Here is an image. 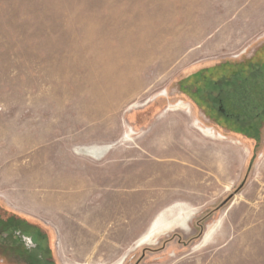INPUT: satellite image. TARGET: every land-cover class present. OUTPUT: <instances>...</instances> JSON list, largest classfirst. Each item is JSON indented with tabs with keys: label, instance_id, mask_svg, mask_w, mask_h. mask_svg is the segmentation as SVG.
Segmentation results:
<instances>
[{
	"label": "rangeland",
	"instance_id": "rangeland-1",
	"mask_svg": "<svg viewBox=\"0 0 264 264\" xmlns=\"http://www.w3.org/2000/svg\"><path fill=\"white\" fill-rule=\"evenodd\" d=\"M262 22L264 0H0V215L45 233L28 264H264ZM120 176L127 201L97 208ZM163 209L169 232L125 261L80 229Z\"/></svg>",
	"mask_w": 264,
	"mask_h": 264
},
{
	"label": "crops",
	"instance_id": "crops-1",
	"mask_svg": "<svg viewBox=\"0 0 264 264\" xmlns=\"http://www.w3.org/2000/svg\"><path fill=\"white\" fill-rule=\"evenodd\" d=\"M259 26L264 28V22L260 23ZM263 33H264V30H263ZM263 33H261V35ZM219 137L223 138L221 135ZM113 146L114 144L105 145L102 148L98 149L96 153L94 154L100 158L105 153H108ZM178 164L180 163L178 162ZM123 165H125V163H123ZM183 170L184 168L178 169L177 176L176 177L174 176L177 180L180 179L179 172L180 171L183 172ZM118 180H119L118 183L113 184L114 182H112L109 184H104L103 186H100L97 189L98 190L97 196L100 198V200L95 202L97 208H101L104 205L109 204L108 201H106L108 198L112 199L113 205H118V206L122 204V202L127 201L126 195L123 197L120 196V194H124L125 191L127 192V189L125 187L126 185L121 183L122 181L121 176ZM141 180L142 179H140V181ZM124 181L126 182V176L123 175V183ZM80 185L82 184L77 185L80 187V189L77 190L76 194L75 193L73 194V192H71L72 196L77 195V194H79L78 196H83L85 192L89 193L91 191L90 188H83ZM177 213L180 214L181 217L188 218V215H186L187 213L184 211V208H181V207L177 208ZM162 215H165V209L158 212L146 226L142 225V223L140 222L137 225V224L132 223L131 220L116 219L111 222L98 223V224L95 223V224L84 225L86 223H83V225L80 226V229H83V228L86 229L90 233V235H92L95 238V240L92 242L93 245L119 246L121 250H123V253H122L123 255L118 257V260L125 261V259H127L129 254H131L130 258H134L136 254L139 251H141L143 248H147L148 246H151V245H156L157 241L162 237V235L165 234L166 232H169L168 230H164V229L169 227V225L171 224V221L166 219L167 218L166 216H162ZM159 216L160 218H158ZM11 217H15V216H13L12 214H9L8 212H5V216L0 215V221L3 223V225H7L8 220ZM17 218L31 223L28 218H25V217H17ZM0 225L2 226V224ZM176 228L182 231L186 230L181 226H175V228L173 229H176ZM150 229H152L153 231L151 235L149 234ZM43 235H45V233H43ZM12 259L17 261L18 258H15L13 256Z\"/></svg>",
	"mask_w": 264,
	"mask_h": 264
},
{
	"label": "flooded vegetation",
	"instance_id": "flooded-vegetation-1",
	"mask_svg": "<svg viewBox=\"0 0 264 264\" xmlns=\"http://www.w3.org/2000/svg\"><path fill=\"white\" fill-rule=\"evenodd\" d=\"M261 37H264V34H262ZM246 51H247V48H245L243 51H241V53H239L235 57H237L241 54H244ZM257 60L258 61H264V53L261 54V52H260L258 57H257ZM257 73L258 72H253V71L248 72L247 78L251 79L252 84L254 83L253 82L254 77H258V76H256ZM255 88H256V86L253 85L251 89H252L253 93L257 95L258 90H256ZM182 89H183V86H182ZM166 96H167V93L165 94L164 97H166ZM259 100L261 101L260 97H259ZM218 103L220 104V102H218ZM169 104L170 105H174V104H181V105L187 104L188 105V103L186 101H184L183 99H177L175 102L169 103ZM262 107H263L262 111L260 113L258 112L257 116L251 117V119H249V122L251 121L252 130H257L259 132L262 130V128L264 126V106H262ZM219 109H220V112L223 115H225L227 118L232 116L231 118H234L236 123H238L239 125H242L246 122L248 123V121H245L246 115H244L245 112H244V108H242V107H239V106L235 107L233 113H228L223 106H220ZM196 120L201 124V122L198 119H196ZM254 122H257V124L254 125ZM202 126L205 127L207 130L215 132L216 134H218V136L221 135L223 138H225V136L222 133L217 132L213 127L207 126V125H202ZM236 142L240 143L239 140H236ZM16 222L18 224V227L15 230H11L14 227V222L8 223L7 225H5L3 227V228H6L7 233H6V235H4L5 233H3V231L0 232V241H1L0 246H2L4 249H8L11 252H13L14 248L17 247L16 251L22 252L18 255L17 260L22 264H28L27 260H29L30 257L32 258V256L33 257L35 256L36 261L48 259L46 257V255H47L46 251L48 249V246L46 243L47 241L45 240V235H43V232L40 229V227H38L37 225H33V223H29V222H26V221L20 220V219ZM6 231H4V232H6ZM9 231H11L12 239L10 241H7L6 238L9 236L8 235ZM13 256H11L10 258L12 259ZM2 261H4V260H2Z\"/></svg>",
	"mask_w": 264,
	"mask_h": 264
},
{
	"label": "trees",
	"instance_id": "trees-1",
	"mask_svg": "<svg viewBox=\"0 0 264 264\" xmlns=\"http://www.w3.org/2000/svg\"><path fill=\"white\" fill-rule=\"evenodd\" d=\"M246 78H247V76H246ZM262 91L261 90H259V92L258 93H260V94H262L261 93ZM19 220V218H15V217H11L9 220H8V223H13L14 222V227L11 229V230H15V229H17V227H18V224H17V222L16 221H18ZM1 222V221H0ZM0 224H2V226L4 227L5 225H3V223L1 222ZM1 231H6V228H0V232ZM4 248L2 247V246H0V250H3ZM5 251H7L6 249H4ZM17 250V247H15L14 248V251H13V255H14V257L15 258H18V255L20 254V253H22V252H17L16 251ZM18 261V260H17ZM29 260H27V262H28Z\"/></svg>",
	"mask_w": 264,
	"mask_h": 264
},
{
	"label": "bare ground",
	"instance_id": "bare-ground-1",
	"mask_svg": "<svg viewBox=\"0 0 264 264\" xmlns=\"http://www.w3.org/2000/svg\"><path fill=\"white\" fill-rule=\"evenodd\" d=\"M91 151H94V150H91ZM99 151H100V150H99ZM90 153H91V152H90ZM149 232H150L149 234H151V233L153 232L152 229H151ZM208 237H209V236H208ZM206 239H207V238H206ZM206 239H205V240H206Z\"/></svg>",
	"mask_w": 264,
	"mask_h": 264
}]
</instances>
